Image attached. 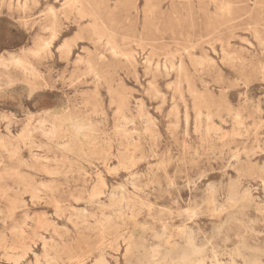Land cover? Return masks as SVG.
Masks as SVG:
<instances>
[{
	"label": "rangeland",
	"instance_id": "obj_1",
	"mask_svg": "<svg viewBox=\"0 0 264 264\" xmlns=\"http://www.w3.org/2000/svg\"><path fill=\"white\" fill-rule=\"evenodd\" d=\"M102 261L264 264V0H0V264Z\"/></svg>",
	"mask_w": 264,
	"mask_h": 264
},
{
	"label": "bare ground",
	"instance_id": "obj_2",
	"mask_svg": "<svg viewBox=\"0 0 264 264\" xmlns=\"http://www.w3.org/2000/svg\"><path fill=\"white\" fill-rule=\"evenodd\" d=\"M71 1H75V0H70V2ZM37 3V2H36ZM73 3V2H72ZM26 7V6H25ZM50 12H48V14H49ZM51 15H53V18H54V22H55V12L54 13H51ZM55 24L53 23L52 24V32H54V34H55V37H56V34L58 33L57 31H56V29H54L53 28V26H54ZM50 28V27H49ZM105 38V37H104ZM48 45V44H47ZM40 49V48H39ZM62 49L63 50H67V52L70 50V45L67 43V44H65L63 47H62ZM36 50V49H35ZM38 50V49H37ZM118 50H119V48H118ZM113 51V50H112ZM38 53V52H37ZM120 54V53H119ZM90 67V66H89ZM90 69H92V67H90ZM188 86V85H187ZM159 94V93H158ZM176 111V110H175ZM219 127V126H218ZM243 128V127H242ZM245 129V128H244ZM104 182V181H103ZM93 192H94V190H93ZM96 192V191H95ZM98 194V193H97ZM99 195V194H98ZM97 196V195H96ZM99 197V196H98ZM91 198V197H90ZM60 211V210H59ZM85 213V212H84ZM76 222V221H75ZM26 223V222H25ZM23 225V224H22ZM63 228V227H62ZM186 229V228H185ZM23 231V230H22ZM25 234V233H24ZM59 235V234H58ZM193 241V240H192ZM53 248V247H52ZM197 248V247H196ZM155 250V249H154ZM200 251V250H199ZM205 251V250H204ZM6 252V251H5ZM196 255H197V253H196ZM216 255V254H215ZM26 256V255H25ZM8 257V256H7ZM191 257V256H190ZM10 258H12V256H10ZM9 260H11V259H9ZM13 260V259H12ZM102 260V259H101ZM202 260V259H201ZM233 260V259H232ZM38 261V260H37ZM180 261H182V263H187L188 261H189V257H188V255H184L182 258H181V260ZM244 261V260H243ZM11 262V261H10ZM199 262H203V261H200L199 260ZM16 263V262H15ZM206 263V262H205ZM244 263V262H243ZM98 264H107L106 262H104V261H102V262H99ZM174 264V263H173ZM198 264H200V263H198ZM212 264V263H211Z\"/></svg>",
	"mask_w": 264,
	"mask_h": 264
}]
</instances>
